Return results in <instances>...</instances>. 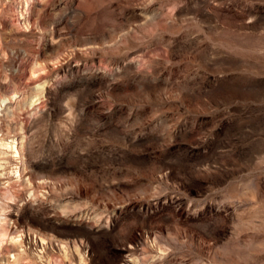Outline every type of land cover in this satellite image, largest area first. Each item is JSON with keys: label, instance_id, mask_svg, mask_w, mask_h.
<instances>
[{"label": "rangeland", "instance_id": "rangeland-1", "mask_svg": "<svg viewBox=\"0 0 264 264\" xmlns=\"http://www.w3.org/2000/svg\"><path fill=\"white\" fill-rule=\"evenodd\" d=\"M0 264H264V0H0Z\"/></svg>", "mask_w": 264, "mask_h": 264}, {"label": "bare ground", "instance_id": "bare-ground-1", "mask_svg": "<svg viewBox=\"0 0 264 264\" xmlns=\"http://www.w3.org/2000/svg\"><path fill=\"white\" fill-rule=\"evenodd\" d=\"M15 150V153H18V149L16 148V146L12 147Z\"/></svg>", "mask_w": 264, "mask_h": 264}]
</instances>
